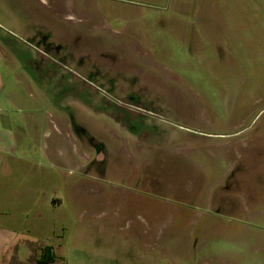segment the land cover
Instances as JSON below:
<instances>
[{
	"label": "rangeland",
	"instance_id": "rangeland-1",
	"mask_svg": "<svg viewBox=\"0 0 264 264\" xmlns=\"http://www.w3.org/2000/svg\"><path fill=\"white\" fill-rule=\"evenodd\" d=\"M2 29L0 207L56 264H264V0H46Z\"/></svg>",
	"mask_w": 264,
	"mask_h": 264
},
{
	"label": "crops",
	"instance_id": "crops-1",
	"mask_svg": "<svg viewBox=\"0 0 264 264\" xmlns=\"http://www.w3.org/2000/svg\"><path fill=\"white\" fill-rule=\"evenodd\" d=\"M45 2L46 0H0V33L3 31V24L9 22V15L15 9L20 12L21 9L29 11L33 8L37 12L39 5H44ZM6 199L7 194L1 197L2 201ZM26 199L24 197L23 201ZM31 230L32 228H17L14 212L6 206L0 207V264H36L41 249L48 244L32 237L29 234ZM57 260L56 256L54 261L47 264H56Z\"/></svg>",
	"mask_w": 264,
	"mask_h": 264
},
{
	"label": "trees",
	"instance_id": "trees-1",
	"mask_svg": "<svg viewBox=\"0 0 264 264\" xmlns=\"http://www.w3.org/2000/svg\"><path fill=\"white\" fill-rule=\"evenodd\" d=\"M55 254L53 252V248L50 245L44 246L41 249L40 256L36 260V264H47L49 262L54 261Z\"/></svg>",
	"mask_w": 264,
	"mask_h": 264
}]
</instances>
